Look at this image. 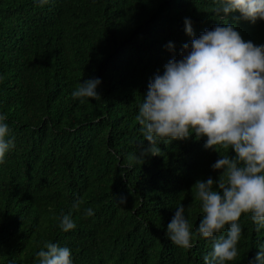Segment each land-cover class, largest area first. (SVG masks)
<instances>
[{
    "label": "trees",
    "instance_id": "obj_1",
    "mask_svg": "<svg viewBox=\"0 0 264 264\" xmlns=\"http://www.w3.org/2000/svg\"><path fill=\"white\" fill-rule=\"evenodd\" d=\"M212 7L213 0H0V114L15 137L0 163V264H39L45 242L70 248L73 264H204L210 239L196 236L182 249L166 230L180 204L195 229L202 213L192 187L218 177V153L193 134L160 143L162 154L142 165L130 156L143 139L135 117L149 81L190 43L185 18L195 37L228 23L264 45V21L236 19L238 12L221 19ZM94 77L102 100L73 99ZM227 151L235 155L219 154ZM68 213L77 226L66 233L59 224ZM239 223L229 264H248L264 243V229L244 215Z\"/></svg>",
    "mask_w": 264,
    "mask_h": 264
},
{
    "label": "clouds",
    "instance_id": "obj_2",
    "mask_svg": "<svg viewBox=\"0 0 264 264\" xmlns=\"http://www.w3.org/2000/svg\"><path fill=\"white\" fill-rule=\"evenodd\" d=\"M39 3L43 6L48 0ZM211 11L221 19L238 12L236 19L254 24L264 21V0H213ZM184 23L190 43L182 45L179 59L164 65L162 75L158 72L149 81L135 117L143 139L130 158L142 165L145 157L162 154L160 143L185 141L193 134L198 140L206 137L204 148L218 153L212 170L219 175L197 180L192 187L202 213L195 229L180 204L166 237L182 249H191L196 236L210 239L212 250L204 255V264H229L238 256L242 215L257 232L264 229V45L243 40L233 24L217 25L195 37L190 19ZM166 47L175 51L171 42ZM100 84L99 78L85 80L71 96L81 102L102 100ZM7 119L0 114V163L15 147ZM219 149L234 150L235 155H220ZM126 202L125 197L117 201ZM80 203L75 200L73 209ZM85 215L93 216V209H85ZM76 226L71 213L61 215L63 232ZM37 257L39 264H73L71 249L52 242H45ZM248 264H264V243Z\"/></svg>",
    "mask_w": 264,
    "mask_h": 264
}]
</instances>
